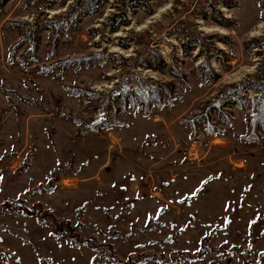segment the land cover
<instances>
[{"label": "rangeland", "instance_id": "rangeland-1", "mask_svg": "<svg viewBox=\"0 0 264 264\" xmlns=\"http://www.w3.org/2000/svg\"><path fill=\"white\" fill-rule=\"evenodd\" d=\"M254 89L264 0H0V264H264Z\"/></svg>", "mask_w": 264, "mask_h": 264}, {"label": "trees", "instance_id": "trees-1", "mask_svg": "<svg viewBox=\"0 0 264 264\" xmlns=\"http://www.w3.org/2000/svg\"><path fill=\"white\" fill-rule=\"evenodd\" d=\"M188 52H189V49L183 45L182 53L185 55V54H188ZM249 88H251V87H249ZM254 90L258 93H262V91H260L259 89H254ZM127 94H129V93L127 92ZM239 96H240V94H239ZM261 96H263V99H264V93H262ZM119 98H121L122 100H125V102H127V104H129L132 107V111L144 112L143 111L144 110V108H143L144 104L142 103L143 101L140 98L137 100H133V101L131 100V98H128V99H125L124 97H119ZM253 104H255L254 101L252 102L251 105H253ZM258 115H259V112L256 111V112H254V115H252L249 119H246V131H245L244 135L242 136V139L244 142L249 141V143H257L255 130L257 128H260L259 127L260 126V120L262 122H264V114H262L260 117ZM204 117L205 116H203L201 113V114L194 115L191 119H188L185 121V123L187 124V126L191 132L190 133L191 140H196L198 138L194 125L198 122H201V120ZM78 124H79V122H78ZM82 125H85V123H82ZM112 125H113V123L110 121L97 120L95 122H91L89 125H85L84 128L82 129V133L89 131L93 134H100L104 130H108ZM262 129H264V128H262ZM214 134H216V132L209 134V137H213ZM192 142H197V141H192ZM75 241L76 242H82L85 245H87L89 248H92V249L98 248V245L92 244L91 241L87 240V239H77V240L75 239ZM185 257L187 259L195 258L194 255H190V254L185 255Z\"/></svg>", "mask_w": 264, "mask_h": 264}, {"label": "bare ground", "instance_id": "bare-ground-1", "mask_svg": "<svg viewBox=\"0 0 264 264\" xmlns=\"http://www.w3.org/2000/svg\"><path fill=\"white\" fill-rule=\"evenodd\" d=\"M62 185L63 186H68V185H70V181L68 179H66V183L65 182H62Z\"/></svg>", "mask_w": 264, "mask_h": 264}, {"label": "built area", "instance_id": "built-area-1", "mask_svg": "<svg viewBox=\"0 0 264 264\" xmlns=\"http://www.w3.org/2000/svg\"><path fill=\"white\" fill-rule=\"evenodd\" d=\"M198 144V143H197ZM194 145H196V143L195 142H193L192 144H191V146H194ZM69 181H70V179H68ZM62 188H68V187H71V185H68V186H61Z\"/></svg>", "mask_w": 264, "mask_h": 264}]
</instances>
